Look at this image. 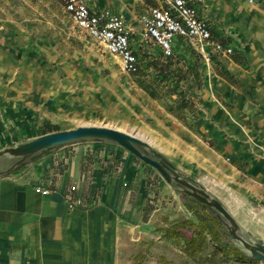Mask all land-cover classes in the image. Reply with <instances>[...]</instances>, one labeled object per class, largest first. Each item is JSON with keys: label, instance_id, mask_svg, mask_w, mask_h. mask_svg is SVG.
<instances>
[{"label": "crops", "instance_id": "obj_1", "mask_svg": "<svg viewBox=\"0 0 264 264\" xmlns=\"http://www.w3.org/2000/svg\"><path fill=\"white\" fill-rule=\"evenodd\" d=\"M87 3L92 10L118 13L130 25L131 46L140 65L142 52L158 49L162 53L155 43L148 46L141 41H146L141 16L159 0ZM194 4L209 20L215 39L234 50L230 55L212 53L207 62L187 41L175 40V53L197 56L208 68L202 93L210 119L203 117L198 130L215 142L210 151L181 146L195 156L180 155L188 159L187 166L194 162L193 176L221 200L207 185L206 168L199 170V161L230 187L245 188L247 195L264 199V0H194ZM72 27L76 28L73 21ZM5 43L0 42V150L40 135L44 117L53 118L52 109L60 110L58 96L45 88L50 85L42 86L48 104L36 87L26 91L12 81V52ZM57 59L54 55L43 59L49 79L75 74L74 67H50ZM6 62L7 76L3 73ZM7 160L8 164L11 160L0 156V164ZM22 163L18 170L0 175V264H133L135 246L154 236L145 218L144 163L122 146L80 140L44 149ZM181 171L187 173L184 168ZM36 185L49 192L37 191ZM72 186L82 205L71 209L65 194ZM197 211L214 214L203 206Z\"/></svg>", "mask_w": 264, "mask_h": 264}, {"label": "rangeland", "instance_id": "obj_2", "mask_svg": "<svg viewBox=\"0 0 264 264\" xmlns=\"http://www.w3.org/2000/svg\"><path fill=\"white\" fill-rule=\"evenodd\" d=\"M0 30L3 32L0 42L5 40L12 52V81L26 91L36 87L38 96L45 98L44 103L49 104L50 100L48 94L42 92V86L50 85L45 88L52 89L58 96L55 101L60 110L56 113L52 109L53 118L44 117L38 129L40 133L80 124H103L143 133L155 148L191 176L196 173L195 164L191 162L187 166L188 159L180 152L191 157L195 154L188 153L184 147L194 152L214 150V140L198 130L203 117L210 119V108L202 93L208 68L197 56L182 57L175 53L165 57L158 49L146 51L142 52L140 70L127 73L119 57L72 27L69 14L56 0H0ZM8 38L11 44L6 41ZM141 41L148 46L154 44L148 39ZM51 55L58 59L50 67L58 70L74 67L75 74L69 78L49 79L43 59ZM8 65L6 62V71H2L6 76ZM202 124L208 129L207 122ZM136 158L144 163L145 218L153 227L154 236L138 242L133 264H243L236 263L232 255L214 254L217 246L210 234L202 236V247L194 256L189 254L185 238L180 237L178 244L166 238L165 233L176 222L192 218L198 221V218L189 210L188 197L175 190L155 167ZM7 162H2L0 169ZM199 165V170L206 168L211 176L204 171L211 190L233 208L236 217L259 240L264 241V199L247 195L245 188L239 191L230 187L222 176L208 170L204 162L199 161ZM183 233L190 236L191 231L185 229ZM225 239L231 242L230 235H225Z\"/></svg>", "mask_w": 264, "mask_h": 264}, {"label": "built area", "instance_id": "obj_3", "mask_svg": "<svg viewBox=\"0 0 264 264\" xmlns=\"http://www.w3.org/2000/svg\"><path fill=\"white\" fill-rule=\"evenodd\" d=\"M72 19L76 29L99 43L110 54L119 57L122 69L127 73L140 70V60L131 46L132 28L124 18L110 9L92 10L87 0H56ZM141 16L144 38L158 45L163 56L175 54L174 42L187 41L204 60L211 61L212 53L230 55L233 47L215 39L208 19L198 12L194 0H159ZM43 194L48 189L36 185ZM75 186L65 194L69 208L81 206L73 195ZM261 264H264L263 262Z\"/></svg>", "mask_w": 264, "mask_h": 264}, {"label": "water", "instance_id": "obj_4", "mask_svg": "<svg viewBox=\"0 0 264 264\" xmlns=\"http://www.w3.org/2000/svg\"><path fill=\"white\" fill-rule=\"evenodd\" d=\"M87 139L118 144L155 167L175 190L191 195L223 221L233 247L238 248L246 256L264 263V241L259 240L198 178L182 172L160 149L148 141L110 125L80 124L74 128L48 132L15 146L6 147L0 150V156H6L11 161L0 170V175L13 171L16 166L44 149Z\"/></svg>", "mask_w": 264, "mask_h": 264}, {"label": "trees", "instance_id": "obj_5", "mask_svg": "<svg viewBox=\"0 0 264 264\" xmlns=\"http://www.w3.org/2000/svg\"><path fill=\"white\" fill-rule=\"evenodd\" d=\"M56 130H60V129H51L42 132L41 134H45ZM23 165L24 164L22 163L20 166H17L14 170H18ZM187 205H189L188 206L189 209H191L195 213V215L198 218V221L188 219L182 223L176 222L165 233L166 238L173 239L177 244L180 242V237L185 238L186 243L189 246L188 252L189 254L191 253L190 254L191 256H194L196 252L200 250L202 247V242L204 239L202 238V236L204 234H210L211 236H213L217 246L214 254L221 253L227 256L232 255L235 261L241 263L260 262L259 260L246 256L238 248L233 247L230 244V242L225 239V235H229V233H226L224 225L217 216H214L213 214L209 215L206 213L201 214L200 212L197 211L198 207L196 208L195 206L190 205L189 202H187ZM185 229L191 231L190 236L184 235L183 232Z\"/></svg>", "mask_w": 264, "mask_h": 264}, {"label": "flooded vegetation", "instance_id": "obj_6", "mask_svg": "<svg viewBox=\"0 0 264 264\" xmlns=\"http://www.w3.org/2000/svg\"><path fill=\"white\" fill-rule=\"evenodd\" d=\"M147 154H148V152L147 151H145ZM150 155H152V154H150ZM182 188H185V187H182ZM183 195L184 196H186V197H188L190 200H191V202L196 206V207H199L198 209L200 210V208L203 206V207H205V208H207L206 206H204L201 202H199L198 200H196V199H194L191 195H189V194H187V193H183ZM189 202V204L191 205V202L190 201H188ZM214 215V214H213ZM215 216V215H214ZM219 218V217H218ZM220 219V218H219ZM221 220V219H220ZM221 222H222V224H223V221L221 220ZM224 225V224H223ZM226 230V229H225ZM226 233H228V231L226 230ZM227 236V235H226Z\"/></svg>", "mask_w": 264, "mask_h": 264}, {"label": "bare ground", "instance_id": "obj_7", "mask_svg": "<svg viewBox=\"0 0 264 264\" xmlns=\"http://www.w3.org/2000/svg\"><path fill=\"white\" fill-rule=\"evenodd\" d=\"M114 128H116V127H114ZM117 129H119V128H117ZM119 130H121V129H119ZM122 131H124V130H122ZM125 132H127V133H130V134H132V135H135V136H137V137H140V138H142V139H144V140H146V141H148L149 140V138L145 135V134H143V133H131V132H128V131H125ZM138 134V135H137ZM150 141V140H149ZM148 141V142H149ZM150 144H151V142H149ZM152 145V144H151Z\"/></svg>", "mask_w": 264, "mask_h": 264}]
</instances>
